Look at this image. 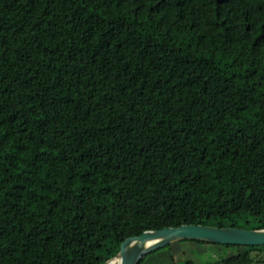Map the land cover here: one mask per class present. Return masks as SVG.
Listing matches in <instances>:
<instances>
[{"label": "trees", "instance_id": "1", "mask_svg": "<svg viewBox=\"0 0 264 264\" xmlns=\"http://www.w3.org/2000/svg\"><path fill=\"white\" fill-rule=\"evenodd\" d=\"M191 223L264 228V0H0V264Z\"/></svg>", "mask_w": 264, "mask_h": 264}, {"label": "water", "instance_id": "2", "mask_svg": "<svg viewBox=\"0 0 264 264\" xmlns=\"http://www.w3.org/2000/svg\"><path fill=\"white\" fill-rule=\"evenodd\" d=\"M195 239L217 244L264 245V228L218 227L205 224H181L161 229L146 230L140 235L126 238L118 254L105 264H140L142 258L170 243Z\"/></svg>", "mask_w": 264, "mask_h": 264}, {"label": "rangeland", "instance_id": "3", "mask_svg": "<svg viewBox=\"0 0 264 264\" xmlns=\"http://www.w3.org/2000/svg\"><path fill=\"white\" fill-rule=\"evenodd\" d=\"M173 251L168 248L147 256L144 264H173L171 252L174 253L177 264H184L185 259L193 258L197 263L214 260L221 255L236 253L235 249L227 248L217 243H198L193 241H178L172 244ZM256 264H264V251L252 252Z\"/></svg>", "mask_w": 264, "mask_h": 264}, {"label": "bare ground", "instance_id": "4", "mask_svg": "<svg viewBox=\"0 0 264 264\" xmlns=\"http://www.w3.org/2000/svg\"><path fill=\"white\" fill-rule=\"evenodd\" d=\"M119 261H120V259H119V258L115 260V262H116V263H118Z\"/></svg>", "mask_w": 264, "mask_h": 264}]
</instances>
